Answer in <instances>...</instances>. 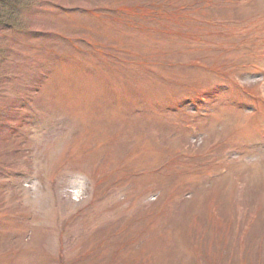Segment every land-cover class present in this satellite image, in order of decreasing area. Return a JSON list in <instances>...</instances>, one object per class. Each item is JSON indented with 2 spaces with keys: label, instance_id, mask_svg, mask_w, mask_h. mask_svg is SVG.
Listing matches in <instances>:
<instances>
[{
  "label": "rangeland",
  "instance_id": "obj_1",
  "mask_svg": "<svg viewBox=\"0 0 264 264\" xmlns=\"http://www.w3.org/2000/svg\"><path fill=\"white\" fill-rule=\"evenodd\" d=\"M215 1L0 0V264H264V0Z\"/></svg>",
  "mask_w": 264,
  "mask_h": 264
},
{
  "label": "trees",
  "instance_id": "obj_2",
  "mask_svg": "<svg viewBox=\"0 0 264 264\" xmlns=\"http://www.w3.org/2000/svg\"><path fill=\"white\" fill-rule=\"evenodd\" d=\"M197 4L199 6L202 4H204V5L207 4L208 6H212L213 2H212V0H197ZM168 7L169 6L162 8L163 9L162 11L167 12L168 14H172L171 17H174V15H176V13L179 11V9H178L176 12L173 13L172 10L168 9ZM151 9H152V11L150 12L151 15L159 14V11L154 10L153 6H142V4L135 5V7L130 6V5H126V6L123 5L120 7L119 6L113 7L112 5H106L103 7L96 6L95 8L88 11V13H89L90 17L93 16V18L99 19L101 21H110V22L119 23L120 21L121 22L124 21L123 16L125 15V12H129V13H132L134 15H136V12H138L142 19H147L148 13ZM173 10H175V9H173ZM8 24H10V23H7V24L1 23V25L5 26V27H7ZM7 28H9V27H7ZM72 41H73V43L76 42L75 46H77V49L82 48L83 46L87 45L86 43L88 41L90 42L89 39H86V37H84V34L78 36L76 39H72ZM90 44H92V42H90ZM94 45H96V43ZM99 47L101 48V46H99ZM86 49H87V47H86ZM101 50L103 51L102 48H101ZM36 93H38V92L36 91ZM22 121L23 120H20L19 123ZM22 123H24V122H22Z\"/></svg>",
  "mask_w": 264,
  "mask_h": 264
}]
</instances>
